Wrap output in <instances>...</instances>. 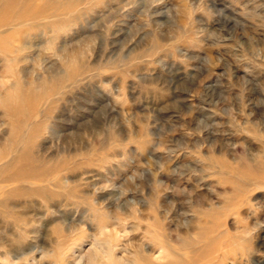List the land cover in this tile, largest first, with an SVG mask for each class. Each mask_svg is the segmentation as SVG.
Here are the masks:
<instances>
[{"label":"rangeland","instance_id":"1","mask_svg":"<svg viewBox=\"0 0 264 264\" xmlns=\"http://www.w3.org/2000/svg\"><path fill=\"white\" fill-rule=\"evenodd\" d=\"M0 95V264H264V0H0Z\"/></svg>","mask_w":264,"mask_h":264},{"label":"bare ground","instance_id":"2","mask_svg":"<svg viewBox=\"0 0 264 264\" xmlns=\"http://www.w3.org/2000/svg\"><path fill=\"white\" fill-rule=\"evenodd\" d=\"M27 3V2H26ZM29 4V3H28ZM6 5V4H5ZM11 5H12V3H11ZM2 6V5H1ZM13 6V5H12ZM35 6V5H34ZM33 6V7H34ZM37 6V5H36ZM3 7H5V6H3ZM15 7V6H14ZM23 7V6H22ZM31 7V6H30ZM5 9V8H4ZM22 9V8H21ZM10 10V9H9ZM6 11V10H5ZM4 11V12H5ZM21 11V10H20ZM9 13V12H8ZM4 14V13H3ZM7 18V17H6ZM8 20V19H7ZM2 22H4V21H1V23ZM6 23V22H5ZM66 28V27H65ZM68 28V27H67ZM59 29V28H58ZM14 30V29H13ZM67 30V29H66ZM52 31V30H51ZM39 32V31H38ZM58 32H59V30H58ZM243 32V31H242ZM42 33V32H41ZM54 33V32H53ZM38 34V33H37ZM27 36V35H26ZM41 36V35H40ZM44 36H46V35H44ZM55 36V35H54ZM39 37V36H38ZM43 37V36H42ZM26 38V37H25ZM48 38V37H47ZM61 38V37H60ZM31 39V38H30ZM36 39V38H35ZM50 39V38H49ZM54 39V38H53ZM25 40V39H24ZM28 42V41H27ZM18 43V42H17ZM20 43V42H19ZM30 43V42H29ZM21 44V43H20ZM23 48V47H22ZM29 48V47H28ZM21 49V48H20ZM15 50H16V48H15ZM13 59V58H12ZM18 60V59H17ZM74 60V59H73ZM8 62V61H7ZM8 66H10V65H8ZM16 67V66H15ZM11 68V67H10ZM55 77V76H54ZM22 80V79H21ZM51 82V81H50ZM10 83V82H9ZM36 83V82H35ZM15 84V83H14ZM23 84H24V82H23ZM29 84V83H28ZM37 84V83H36ZM12 86V85H11ZM11 86H9V89H10V87ZM37 87V86H36ZM14 88V87H13ZM202 91V90H201ZM2 94V93H1ZM9 94V93H8ZM11 94V93H10ZM199 95V94H198ZM1 96V95H0ZM7 96V95H6ZM199 97V96H198ZM17 107V106H16ZM238 107V106H237ZM18 108V107H17ZM19 109V108H18ZM21 110V109H20ZM18 113V112H17ZM12 117V116H11ZM10 126H12V125H10ZM13 129V128H12ZM14 131V130H13ZM9 135V134H8ZM4 143V142H3ZM8 143H10V142H8ZM11 144V143H10ZM2 145V144H1ZM3 146V145H2ZM10 146V145H9ZM15 151H17V150H15ZM1 152V151H0ZM15 153V152H14ZM10 155V154H9ZM2 156V155H1ZM8 157V156H7ZM65 159V158H64ZM37 162H38V160H37ZM57 177V176H56ZM76 179V178H75ZM75 179H73L74 181H75ZM69 180H71V179H69ZM4 183V182H3ZM35 184H38V183H35ZM3 185V184H2ZM45 187V186H44ZM25 188V187H24ZM54 190V189H53ZM69 192V191H68ZM84 192V191H83ZM82 193V192H81ZM52 199V198H51ZM16 203V202H15ZM18 204V203H17ZM30 206V205H29ZM53 209V208H52ZM29 210V209H28ZM94 210V209H93ZM32 211V210H31ZM261 211V210H260ZM55 212V211H54ZM30 214V213H29ZM94 214V213H93ZM37 216H38V214H36ZM39 215H40V213H39ZM96 215V214H95ZM101 215V214H100ZM99 216V215H98ZM27 219V218H26ZM33 219V218H32ZM38 219V218H37ZM106 219H108V218H106ZM99 220V219H98ZM157 220V219H156ZM23 221V220H22ZM29 221V220H28ZM51 221V220H50ZM101 221V220H100ZM99 221V222H100ZM104 221V220H103ZM102 221V222H103ZM258 221V220H257ZM26 223V222H25ZM29 223H30V221H29ZM258 224H259V222H257ZM45 224V223H44ZM48 224V223H47ZM257 224V225H258ZM64 225V224H63ZM103 225V224H102ZM59 226H61V225H59ZM67 226V225H66ZM72 226V225H71ZM23 227V226H22ZM62 227V226H61ZM106 230H108V226L106 225ZM151 227V226H150ZM244 227V226H243ZM14 228V227H13ZM101 228V227H100ZM99 228V229H100ZM146 228H147V226H146ZM75 229V228H74ZM73 229V230H74ZM97 229V228H96ZM99 229H98V231H99ZM102 229V228H101ZM104 229V228H103ZM256 229V228H255ZM69 230V229H68ZM82 230V229H81ZM105 230V229H104ZM153 230H154V228H153ZM36 231V230H35ZM39 231V230H38ZM46 231H47V229H46ZM50 231V230H49ZM110 231V230H109ZM11 232V231H10ZM22 232V231H21ZM27 232V231H26ZM31 232V234H32V231H30ZM29 232V233H30ZM51 232V231H50ZM67 232V231H66ZM155 232V231H154ZM153 232V233H154ZM46 233V232H45ZM49 233V232H48ZM77 233L79 234V232L77 231ZM80 233H82V232H80ZM35 234H36V232H35ZM78 234H76V235H78ZM90 234H92V233H90ZM96 234V233H95ZM99 234V233H98ZM244 234H246V233H244ZM47 235V234H46ZM82 235V234H81ZM154 235V234H153ZM156 235V234H155ZM213 234H211V236H212ZM241 235V234H240ZM79 236V235H78ZM84 236V235H83ZM82 236V237H83ZM50 237H51V235H50ZM87 237H90V235H88ZM33 238V237H32ZM90 238H93V237H90ZM99 237L97 236V238L96 239H98ZM34 239V238H33ZM78 239H80L79 237H78ZM87 239V238H86ZM159 239V238H158ZM167 240V239H166ZM30 241V240H29ZM82 241V240H81ZM101 241V240H100ZM100 241H99V243H100ZM114 241V240H113ZM74 242V241H73ZM80 242V241H79ZM78 242V243H79ZM103 242V241H102ZM109 242V241H108ZM158 242H160V241H158ZM60 243V242H59ZM110 243V242H109ZM155 243V242H154ZM164 243V242H163ZM169 243V242H168ZM32 244V246L34 245L33 243H31ZM31 244H30V246H31ZM70 244H72V243H70ZM101 244H103V243H101ZM198 244H199V242H198ZM24 245V244H23ZM84 245V244H83ZM98 245V244H97ZM100 245V244H99ZM115 245V244H114ZM156 245V244H155ZM167 245V244H166ZM36 246V245H35ZM72 246H74L73 244H72ZM77 246H78V244H77ZM82 246V245H81ZM108 246V245H107ZM118 246V245H117ZM162 246H163V244H162ZM218 246V245H217ZM239 246V245H238ZM245 246H246V244H245ZM248 246V245H247ZM71 247V246H70ZM165 247V246H164ZM167 247V246H166ZM165 247V248H166ZM174 247V246H173ZM244 247V246H243ZM249 247V246H248ZM31 248V247H30ZM72 248V247H71ZM78 248V247H77ZM83 248V247H82ZM111 248V247H110ZM117 249H118V247H116ZM123 248V247H122ZM160 248V247H159ZM161 248H163V247H161ZM168 248V247H167ZM171 248V247H170ZM170 248H169V250H170ZM259 248V247H258ZM61 249V248H60ZM59 249V250H60ZM73 249V248H72ZM103 249V248H102ZM113 250H114V248H112ZM119 249H121V248H119ZM124 249V248H123ZM66 250V249H65ZM82 250V249H81ZM116 250V249H115ZM183 250H185V249H183ZM223 250V249H222ZM8 251V250H7ZM68 251V250H67ZM69 251H71V249L69 248ZM86 251H89V250H86ZM85 251V252H86ZM117 251V250H116ZM115 251V252H116ZM142 251H144L143 249H142ZM172 251V250H171ZM237 251V250H236ZM238 251H240V250H238ZM243 251V250H242ZM242 251H241V253H242ZM244 251H247L246 249H244ZM45 252V251H44ZM47 252V251H46ZM63 252V251H62ZM62 252H61V254H62ZM74 252V251H73ZM100 252V251H99ZM170 252V251H169ZM173 252V251H172ZM192 252V251H191ZM197 252H198V250H197ZM233 252V251H232ZM249 252V251H248ZM1 253H4V252H1ZM7 253V252H6ZM8 253H13V252H9L8 251ZM43 253V252H42ZM49 253V252H48ZM51 253V252H50ZM81 253V252H80ZM84 253V252H83ZM137 253V252H136ZM144 253V252H143ZM168 253V252H167ZM180 253V252H179ZM190 253V252H189ZM225 253V252H224ZM235 253V252H234ZM240 253V254H241ZM14 254H16V252L14 253ZM19 254V253H18ZM18 254H16V255H18ZM32 254V253H31ZM31 254H29V255H31ZM47 254V253H46ZM45 254V255H46ZM71 254V253H70ZM75 254V253H74ZM78 254V253H77ZM91 254H93V250H92V252H91ZM142 254V253H141ZM146 254V253H145ZM149 254V253H148ZM175 254V253H174ZM197 254V253H196ZM252 254H254V253H252ZM5 255V254H4ZM3 255V256H4ZM10 255V254H9ZM23 255V254H22ZM33 255V254H32ZM48 255V254H47ZM46 255V256H47ZM66 255V254H65ZM73 255V254H72ZM83 255V254H82ZM97 255H98V253H97ZM105 255V254H104ZM150 255H152V254H150ZM154 255V254H153ZM181 255V254H180ZM0 256H2V255H0ZM6 256V255H5ZM8 256V255H7ZM14 256V255H13ZM20 256V255H19ZM43 256V255H42ZM62 256H64V255H62ZM84 256H86L87 257V255H84ZM84 256H81V257H83L84 258ZM88 256H90L89 254H88ZM107 256V255H106ZM110 256V255H109ZM162 256V255H161ZM165 256H168L167 254H165ZM189 255L187 254V257H188ZM196 256V255H195ZM232 256H233V254H232ZM234 256H236V255H234ZM9 257V256H8ZM11 257V256H10ZM9 257V258H10ZM112 257V256H111ZM152 257V256H151ZM171 257V256H170ZM176 257V256H175ZM179 257V256H178ZM194 257V256H193ZM200 257V256H199ZM253 257V256H252ZM4 257H2L1 259H3ZM15 258V257H14ZM31 258H32V256H31ZM47 258V257H46ZM91 257H89V259H90ZM116 258V257H115ZM135 258V257H134ZM164 258V257H163ZM168 258V257H167ZM174 258V257H173ZM185 258V257H184ZM195 258H197V257H195ZM202 258V257H201ZM234 258V257H233ZM237 258V257H236ZM12 258H10V260H11ZM33 259H35V258H33ZM37 259V258H36ZM72 259H73V257H72ZM86 259V258H85ZM84 259V260H85ZM151 259V258H150ZM180 259V258H179ZM190 259V258H189ZM197 259H200V258H197ZM221 259V258H220ZM235 259V258H234ZM249 259V258H248ZM252 259V258H251ZM14 260V259H13ZM12 260V261H13ZM23 260V259H22ZM29 260V259H28ZM32 260V259H31ZM56 260V259H55ZM55 260H53V261H55ZM60 260V259H59ZM75 260V259H74ZM80 259H78V261H79ZM117 260V259H116ZM157 260V259H156ZM169 260V259H168ZM167 260V261H168ZM173 260V259H172ZM196 260V259H195ZM205 260V259H204ZM203 260V261H204ZM11 261V262H12ZM50 261V260H49ZM61 261V260H60ZM76 261V260H75ZM75 261H73V263L75 262ZM90 261V260H89ZM88 261V262H89ZM117 261H119V259L117 260ZM141 261V260H140ZM197 261V260H196ZM247 261V260H246ZM256 261V260H255ZM14 262V261H13ZM42 262V261H41ZM163 262H166V260L165 261H163ZM190 262V261H189ZM202 262V261H201ZM207 262V261H206ZM15 263V262H14ZM14 263H10V264H14ZM30 263V262H29ZM34 263H36L35 261H34ZM33 263V264H34ZM37 263H38V261H37ZM36 263V264H37ZM61 263V262H60ZM65 263V262H64ZM79 263V262H78ZM144 263V262H143ZM142 263V264H143ZM188 263V262H187ZM27 264V263H26ZM55 264V263H54ZM75 264V263H74ZM93 264V263H92ZM106 264V263H105ZM110 264V263H109ZM147 264V263H146ZM149 264V263H148ZM166 264V263H165Z\"/></svg>","mask_w":264,"mask_h":264}]
</instances>
